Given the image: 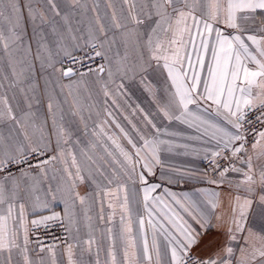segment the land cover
Segmentation results:
<instances>
[{
  "label": "snow or ice",
  "instance_id": "1",
  "mask_svg": "<svg viewBox=\"0 0 264 264\" xmlns=\"http://www.w3.org/2000/svg\"><path fill=\"white\" fill-rule=\"evenodd\" d=\"M24 7L41 41L47 25L65 59L83 67L64 46L60 29L72 32L73 16L78 9L88 11L87 4L43 0L41 6V0H30ZM108 7L106 22L98 3L90 9L95 25L89 24L85 56L96 67L87 73L64 67L63 61L59 68L55 62L48 67L69 79L92 73L101 78L105 72L109 80L139 76L155 111L139 109V127L121 112L130 133L105 100L104 119L94 122L91 132L84 124V135L91 137L84 142L74 127V117L85 119L75 99L58 113L49 100L51 122L38 115L32 66L17 55L22 48L30 51L21 29L22 8L18 0H0V60L12 77H0V88L8 80L13 90L11 97L0 95V264H101L102 250L105 264H264V28L245 31L238 24L264 18V0H121L119 14L111 2ZM150 74L163 78L166 87L159 93ZM123 87L121 82L118 89ZM104 89L107 98V84ZM174 124L194 133L186 138L189 143H172L182 135L169 131ZM192 145L211 165L212 178L205 175L203 182L235 193L226 205L216 191L190 205L181 203L187 195L175 199L166 192L170 203L154 195L160 185L149 183V177L163 164L160 153ZM53 163L60 165L59 177L50 174ZM81 184L88 189L83 194ZM58 203L62 212L55 211ZM93 206L99 208L97 221L106 225L100 240L88 215ZM225 206L227 216L218 214ZM78 208L87 221L85 236L76 227ZM214 221L224 227L225 240L203 254L200 229L207 231ZM61 225L66 235L58 253L59 243L46 244L39 233ZM104 234L107 248L102 249Z\"/></svg>",
  "mask_w": 264,
  "mask_h": 264
},
{
  "label": "crops",
  "instance_id": "2",
  "mask_svg": "<svg viewBox=\"0 0 264 264\" xmlns=\"http://www.w3.org/2000/svg\"><path fill=\"white\" fill-rule=\"evenodd\" d=\"M22 8L21 16V29L24 33V44L30 45V51L26 48H22L18 52V56L23 57L26 60L28 65L32 66V75L31 80L35 84L36 95L39 98V104L35 105V109L38 110V115L41 118H48L51 122V118L48 111V102L49 100L53 103V112L58 113L61 109L65 112L72 106L73 100L75 99L79 105L82 107L83 111L81 115L85 118L83 122L80 120V116L74 117V127L80 128L79 136L82 141L86 142L91 139L89 136L84 135V124L88 125V131L91 132L93 123L99 124L103 115L104 102L107 100V106L109 110L117 116L120 123L131 133V127L123 119V115H127L133 123H136L137 126L143 124V113L139 109H143L144 113H151L155 111V106L152 101V97L149 92H147L143 85L140 84V77H132L129 73L128 78H125L121 81L119 76H115L113 80H109L107 73L102 74L101 78H98L94 73L84 76L83 80L80 79L79 75L69 78H63L59 72H53L52 68L48 67L50 62H55L56 68L61 66L60 62L64 61L65 57L63 52L59 50V46L53 44L50 30L47 29V25L44 26V36L45 39L41 41L40 30L37 29L34 31V24L28 16L27 8L24 7L30 0H18ZM111 2L113 7L119 14L121 10V0H82V3L87 4L88 11L81 9L77 10V13L72 18L73 31L69 32L66 28L61 27V34L63 36V44L72 52L73 55L81 53L87 47L85 46V41L88 36V28L90 22L92 25H95V14L90 11L94 3L99 4V11L101 14L102 22H106L111 17L112 8L108 7V3ZM41 6H43V0H41ZM59 20V18H57ZM79 21V22H78ZM62 25V21L60 22ZM240 29L245 31H258L261 28H264V18L259 16L255 20H238ZM79 29V31H77ZM260 34V33H258ZM112 33H109L111 36ZM107 50V49H105ZM112 52H108L109 56H113ZM123 49L121 48V52ZM107 63V62H106ZM115 61H113L114 69ZM27 67V65H25ZM109 67L106 64V68ZM19 70V66H17ZM8 76L9 80L11 77V69L6 65L3 60H0V77ZM150 79L152 80L153 86L157 93L162 91L166 85L163 82L162 77H158L150 74ZM124 84L122 89H118L120 83ZM8 80H4V87L0 88V95H7L11 97L12 89L8 87ZM107 84V90L109 91V97L104 96V85ZM70 85V87H69ZM17 99H21L19 95ZM115 100V104H113ZM15 103V101H11ZM59 105V107H58ZM117 105L119 108H117ZM137 106H139L137 108ZM133 109H136L135 114L133 115ZM100 112V115H97V112ZM121 112L123 115H121ZM121 143L125 147H130L127 145V140L118 133ZM169 131L180 132L182 135L177 136L172 139L174 145H182L189 143L186 139L192 137L194 133L187 129L183 125L174 124L169 128ZM166 138V137H165ZM83 143L81 144V147ZM193 147H198L192 145L185 148L174 147L172 151L163 150L160 153L161 160L163 164L157 166L154 171L155 175L149 177V183L159 184L160 188L156 190L154 195H160L164 198V203H170L172 197L165 196V193L174 194L175 199H181L185 195L189 199H181V203L184 205H190L192 202H199L206 200L208 197L205 195L208 191H216L219 193L220 200L227 204L231 195H234V192H229L226 190V187H216L215 185L207 184L203 182L205 175L209 179L212 177L208 175L204 168V158L205 153L202 149L198 151H193ZM60 165L53 163L50 166L51 171H55L59 177ZM190 170V171H189ZM87 186L81 184L79 191L83 194L87 191ZM87 207V206H85ZM63 205L57 204L55 206V211L62 212ZM99 208L98 206H93L88 209V215L92 217V224L94 228V234L97 240L101 239V230L106 227L103 222L97 221L96 217L98 215ZM105 212L107 214V208L105 205ZM218 214H224L227 216V207H221ZM147 219V217H145ZM118 220V216H117ZM79 227L80 236H85L88 231L87 221L84 219L83 210L78 208L77 215V225ZM147 227V226H146ZM205 229H200L203 233L202 238L205 241V246L200 249L203 254H210L212 251L216 250L220 245L223 244L224 237V227L221 226L219 221H214L211 227ZM254 231L259 232V224L257 223ZM151 228H148L149 241H151ZM73 235H76L75 227L73 228ZM107 248V239L106 234H104V243L102 244V249ZM63 249V246H60L57 249L58 253ZM107 259L105 251L100 252V261L101 264H105Z\"/></svg>",
  "mask_w": 264,
  "mask_h": 264
},
{
  "label": "built area",
  "instance_id": "3",
  "mask_svg": "<svg viewBox=\"0 0 264 264\" xmlns=\"http://www.w3.org/2000/svg\"><path fill=\"white\" fill-rule=\"evenodd\" d=\"M97 50H99V49H97ZM88 51H89L88 48H86L81 53L73 55L77 59H82L84 61L83 67H81L80 64H74L72 61L67 60V59H64L63 66L64 67H75V68L79 69L81 72L87 73L89 66H91L93 68L96 67V64L89 61L87 59V57L85 56V53ZM96 63L105 64V67L107 64L106 61H104L100 58H97ZM249 139H250V141H252L255 139V137L250 136ZM204 168H205L206 172L208 173V175L212 177L211 165L209 164V162L207 160L204 161ZM39 235H40L41 240H43L46 244L56 242V243H59L60 246H63L62 240H63L64 236L66 235V233L64 231V227L61 225V226L51 227L50 229L47 230V234H45L44 229H41Z\"/></svg>",
  "mask_w": 264,
  "mask_h": 264
}]
</instances>
